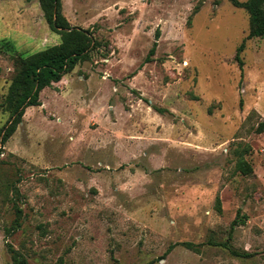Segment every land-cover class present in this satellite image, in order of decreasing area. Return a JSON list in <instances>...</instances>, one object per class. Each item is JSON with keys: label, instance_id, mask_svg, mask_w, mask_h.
Returning <instances> with one entry per match:
<instances>
[{"label": "rangeland", "instance_id": "rangeland-1", "mask_svg": "<svg viewBox=\"0 0 264 264\" xmlns=\"http://www.w3.org/2000/svg\"><path fill=\"white\" fill-rule=\"evenodd\" d=\"M217 1L61 0L99 46L0 145V264H264V37ZM59 42L36 0H0V103Z\"/></svg>", "mask_w": 264, "mask_h": 264}, {"label": "trees", "instance_id": "trees-1", "mask_svg": "<svg viewBox=\"0 0 264 264\" xmlns=\"http://www.w3.org/2000/svg\"><path fill=\"white\" fill-rule=\"evenodd\" d=\"M27 2L32 0H25ZM43 13L49 29L58 34L60 42L42 50L33 52L27 56H20L15 59V73L9 83L5 99L0 103L8 111L9 117L5 124L0 128V145H4L14 134L18 125L23 120L26 108L31 106H40V93L43 89L51 87L54 83L60 82L61 78L73 71L75 66L86 60L89 52L99 46V42L92 36L88 29L72 26L62 13L61 0H36ZM234 7L243 8L249 15V31L247 39L254 37H264V4L256 5L251 0H228ZM218 3L217 0L214 2ZM198 11L196 6L188 19ZM154 42L148 51L145 62L151 61V57L156 50ZM244 49L242 43L234 56L240 68L243 62L240 58V52ZM162 111V110H161ZM264 131V121L260 122L257 132ZM238 166L243 173L251 171L250 167L244 166V160L240 157ZM240 211H238L239 213ZM238 217V216H237ZM238 223V218L231 222V230ZM19 226L18 220H15L13 227ZM182 246L187 249L199 251L197 246L191 242H182ZM176 244H171L166 250L168 254ZM15 255L14 260L17 263L26 264L24 258H18Z\"/></svg>", "mask_w": 264, "mask_h": 264}]
</instances>
